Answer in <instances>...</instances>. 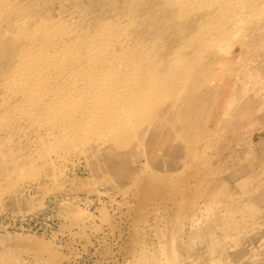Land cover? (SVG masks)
<instances>
[{
  "label": "rangeland",
  "instance_id": "rangeland-1",
  "mask_svg": "<svg viewBox=\"0 0 264 264\" xmlns=\"http://www.w3.org/2000/svg\"><path fill=\"white\" fill-rule=\"evenodd\" d=\"M0 264H264V0H0Z\"/></svg>",
  "mask_w": 264,
  "mask_h": 264
}]
</instances>
